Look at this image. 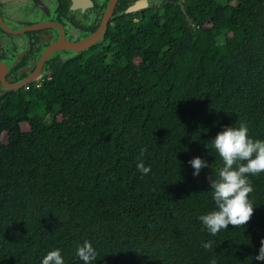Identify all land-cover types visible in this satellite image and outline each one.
Instances as JSON below:
<instances>
[{
	"label": "trees",
	"instance_id": "trees-1",
	"mask_svg": "<svg viewBox=\"0 0 264 264\" xmlns=\"http://www.w3.org/2000/svg\"><path fill=\"white\" fill-rule=\"evenodd\" d=\"M107 36L0 101V264L57 248L83 264L85 240L94 264H264V172L245 226L213 236L198 219L216 210V134L245 122L264 141V0L169 3Z\"/></svg>",
	"mask_w": 264,
	"mask_h": 264
},
{
	"label": "flooded vegetation",
	"instance_id": "flooded-vegetation-1",
	"mask_svg": "<svg viewBox=\"0 0 264 264\" xmlns=\"http://www.w3.org/2000/svg\"><path fill=\"white\" fill-rule=\"evenodd\" d=\"M184 1L0 0V101L50 79L91 36L99 40L80 54L101 45L118 18L138 21L146 11L156 13L169 3L183 7Z\"/></svg>",
	"mask_w": 264,
	"mask_h": 264
},
{
	"label": "clouds",
	"instance_id": "clouds-1",
	"mask_svg": "<svg viewBox=\"0 0 264 264\" xmlns=\"http://www.w3.org/2000/svg\"><path fill=\"white\" fill-rule=\"evenodd\" d=\"M248 132L247 124L240 122L239 127L225 126L210 142L222 158L223 166L218 169L215 177L207 178L216 210L198 219L213 236L222 230L227 231L229 225L245 226L254 214L256 207L249 199V194L253 192L249 176L264 172V141L249 138ZM143 153L142 149L140 157ZM140 157L136 165L137 170L142 175H147L151 167L145 166ZM189 164L193 168V176H198L202 168L209 167L200 157L191 159ZM202 247L211 251L213 242H205ZM97 255L98 252L87 240L76 247V256L83 261V264H94ZM254 259L264 261V240H261L258 254ZM42 264H64L61 250L57 248L48 252ZM210 264H216V260L212 259Z\"/></svg>",
	"mask_w": 264,
	"mask_h": 264
},
{
	"label": "water",
	"instance_id": "water-1",
	"mask_svg": "<svg viewBox=\"0 0 264 264\" xmlns=\"http://www.w3.org/2000/svg\"><path fill=\"white\" fill-rule=\"evenodd\" d=\"M181 8L183 9V7H181ZM130 11H133V10H129L128 12H130ZM102 30H103V32H102V36H103V33L105 32V25L103 26ZM98 40H99L98 35L91 36L90 39L86 42V46H83V47L81 46L80 48H75L74 51H75L76 55L70 56L68 59H72V58L78 56L81 53V51L88 49L89 46L95 45Z\"/></svg>",
	"mask_w": 264,
	"mask_h": 264
},
{
	"label": "rangeland",
	"instance_id": "rangeland-1",
	"mask_svg": "<svg viewBox=\"0 0 264 264\" xmlns=\"http://www.w3.org/2000/svg\"><path fill=\"white\" fill-rule=\"evenodd\" d=\"M50 121H51V118H50V117H48V118L46 119V123L48 124V123H50ZM2 140H3V141L5 140V136H4V137H2Z\"/></svg>",
	"mask_w": 264,
	"mask_h": 264
}]
</instances>
